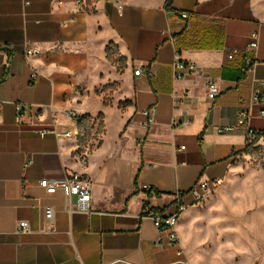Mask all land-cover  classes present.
I'll list each match as a JSON object with an SVG mask.
<instances>
[{"label":"crops","instance_id":"0c3cea01","mask_svg":"<svg viewBox=\"0 0 264 264\" xmlns=\"http://www.w3.org/2000/svg\"><path fill=\"white\" fill-rule=\"evenodd\" d=\"M25 1L0 0V264H264V225L204 226L198 251L192 218L200 204L190 195L199 181L227 183L248 129L264 133V107L252 103L264 80V0H174L171 11L167 0H120L121 13L112 0ZM253 32L259 47L244 71ZM177 56L209 78L175 80ZM16 104L25 107L21 118ZM149 109L152 125L141 114ZM243 110L247 125L218 133ZM71 113L101 120V137L81 147ZM41 128L74 137H42ZM72 173L91 187L89 213L73 212L76 197L65 189L39 186ZM180 200L188 205L177 225L182 256L150 216L174 214Z\"/></svg>","mask_w":264,"mask_h":264},{"label":"built area","instance_id":"2783aa9c","mask_svg":"<svg viewBox=\"0 0 264 264\" xmlns=\"http://www.w3.org/2000/svg\"><path fill=\"white\" fill-rule=\"evenodd\" d=\"M31 1L38 0H26L25 5H29ZM79 4H82V0H77ZM116 4L118 12L121 13L123 9V4L120 0H112ZM83 6L80 8L82 9ZM180 19L184 22H187L191 18V13L188 11L180 12ZM249 43L244 52V62L245 68L244 71H248L252 65L254 64V53L259 47V33L253 32L248 37ZM5 49V48H4ZM0 47V50H4ZM34 53L33 50H29L27 55H32ZM228 58L232 60L234 58V54L229 55ZM142 73V69H137L135 71V75L139 76ZM173 73L175 80L186 79L191 76H195L197 78H209V74L203 70H200L196 64L192 62H187L181 60L178 56L173 64ZM38 79L37 72L33 71L30 76V84H34ZM1 82V81H0ZM260 90L256 92L252 97V103L255 105H259L264 107V80L259 82ZM217 86L214 82L210 81L208 84V99L214 100L217 95ZM15 112L18 118H21L25 112V107L21 104L15 105ZM141 114L146 118L147 124H154L156 112L154 109L144 110ZM74 120L80 121L79 117L75 113L70 114ZM260 116H264V110L262 109L260 112ZM250 117L249 111L243 110L239 113L236 124L222 127L218 129L219 134H226L230 132H234L240 127H243L248 124V120ZM38 134L42 137L52 135L57 139H72L74 134L72 131L60 132L56 128H41L38 131ZM80 133V129H79ZM258 132L248 129L247 133V145H253L259 137ZM81 164L83 166L87 165V160L84 158L81 160ZM32 165V159L26 163V167ZM223 185L222 179H215L213 181H199L196 185L191 189L190 195L192 197L193 204L198 205L203 202L205 199L213 195L221 186ZM39 186L44 189L47 193L53 194L58 189L63 188L67 191L70 197H76L75 205H71V210L73 212H81V213H89L91 211V201H92V190L91 187L84 178L83 175L78 173H72L67 176L65 179L60 181L51 182L49 180L43 179L40 181ZM188 208V205H185L182 200L177 204V210L174 214L164 215L162 212L155 211L150 213V216L153 220L155 227L158 229L160 234L168 233L169 243L172 246H179L180 250L178 251V256L183 255V249L180 245V239L177 232V225L179 221L180 214L183 213ZM45 218L47 222L52 227V232L54 231V209L47 208L45 211ZM29 230V225L26 221H21L18 224V233H24Z\"/></svg>","mask_w":264,"mask_h":264},{"label":"rangeland","instance_id":"374dc122","mask_svg":"<svg viewBox=\"0 0 264 264\" xmlns=\"http://www.w3.org/2000/svg\"><path fill=\"white\" fill-rule=\"evenodd\" d=\"M87 124L91 130L95 127L93 135L101 126L98 119L89 120ZM100 132L97 137H101L102 126ZM192 219L195 226L193 237L198 243V251H201L207 235L204 226L264 225V138L258 139L247 154L236 159L234 175L200 203Z\"/></svg>","mask_w":264,"mask_h":264},{"label":"trees","instance_id":"16d2710c","mask_svg":"<svg viewBox=\"0 0 264 264\" xmlns=\"http://www.w3.org/2000/svg\"><path fill=\"white\" fill-rule=\"evenodd\" d=\"M174 0H167L165 3V9L167 11H171L172 8V4H173ZM9 54V59H11L12 54ZM108 60L114 64L117 65L118 64V58H117V52L116 51H112L111 49H108ZM99 120V119H98ZM100 125L102 126V133L104 132V125L102 123V121L100 120ZM80 124V133L78 135V140H79V145L81 147H85L92 139H94L95 137H97V134L101 133V126L100 129L98 131V129L96 130L95 135L92 134V131L94 130L95 127H93V130L89 129L88 124L86 123V118H81V120L79 121ZM264 138V133H260L258 139ZM252 147V145H247L245 147V149L240 153V155L242 154H247L248 150ZM148 196H161V194L159 192H149Z\"/></svg>","mask_w":264,"mask_h":264}]
</instances>
